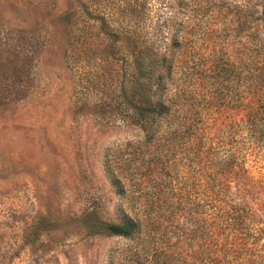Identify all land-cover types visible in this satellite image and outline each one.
Listing matches in <instances>:
<instances>
[{
  "label": "rangeland",
  "instance_id": "obj_1",
  "mask_svg": "<svg viewBox=\"0 0 264 264\" xmlns=\"http://www.w3.org/2000/svg\"><path fill=\"white\" fill-rule=\"evenodd\" d=\"M228 1L0 0V264L196 263L195 243L164 234V221L156 236L90 227L165 187L166 171L162 157L146 158L141 130L103 106L128 55L102 31L135 32L139 43L191 33L184 60L200 73L228 66ZM218 86L226 94L228 81Z\"/></svg>",
  "mask_w": 264,
  "mask_h": 264
},
{
  "label": "trees",
  "instance_id": "obj_2",
  "mask_svg": "<svg viewBox=\"0 0 264 264\" xmlns=\"http://www.w3.org/2000/svg\"><path fill=\"white\" fill-rule=\"evenodd\" d=\"M258 2L256 9L228 1V66L209 63L200 73L184 60L194 49L191 33L180 36L176 28L164 38L156 31L140 44L135 32L102 31L108 47L124 43L128 55L119 94L103 106L141 130L146 158L153 164L162 157L166 171L165 187L137 192L139 202L118 221L90 222L95 233L156 236L164 221V234L195 243V264H264V0ZM226 81L223 94L218 85ZM204 82L209 89L200 94Z\"/></svg>",
  "mask_w": 264,
  "mask_h": 264
}]
</instances>
